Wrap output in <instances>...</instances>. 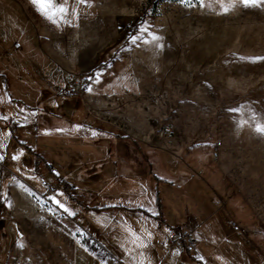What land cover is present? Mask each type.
I'll use <instances>...</instances> for the list:
<instances>
[{"label": "rangeland", "instance_id": "rangeland-1", "mask_svg": "<svg viewBox=\"0 0 264 264\" xmlns=\"http://www.w3.org/2000/svg\"><path fill=\"white\" fill-rule=\"evenodd\" d=\"M148 2L0 0V264H264V0Z\"/></svg>", "mask_w": 264, "mask_h": 264}, {"label": "crops", "instance_id": "crops-1", "mask_svg": "<svg viewBox=\"0 0 264 264\" xmlns=\"http://www.w3.org/2000/svg\"><path fill=\"white\" fill-rule=\"evenodd\" d=\"M48 43V42H47ZM52 44H50V42L47 44V53L50 55V57H52L59 65H60V70L62 71V74L63 76L65 75H72L73 76V81H66L67 83V87L68 88H72L73 90L74 89V86H77L75 83H76V78H77V75L78 74H86L90 71L91 67H92V64L94 62V60L96 59V55L95 54H90V55H84L83 58L81 57V55H79V58H81V60H79V63L77 62V60H75V57H74V54L75 53H79L77 49L75 50H69L67 52H64L63 49L62 50H55L51 48ZM15 50H18L17 48H14ZM89 56V57H88ZM3 75V73H1V76ZM87 78L88 77H85L84 80L87 82ZM2 79L0 80V112H3L5 110L4 106H3V102H4V99H5V94L7 93H10V88L9 87H6L7 91L5 90L4 91V88H3V85H2ZM72 83V84H70ZM86 85V83L84 82V84L81 86V88ZM81 91V90H80ZM79 91V92H80ZM6 92V93H5ZM84 95H85V92L83 91ZM77 93L75 92V95ZM11 95V94H10ZM94 96H97V95H85L84 97H86L87 99H93ZM13 100H12V99ZM10 98V101H17V100H24V98L21 96L19 98H16L14 99L13 96ZM22 99V100H21ZM84 103H85V107L86 109L88 110L87 108V104H86V100H84V98L82 97ZM89 111V110H88ZM90 112V111H89ZM94 115V114H93ZM95 118H98L99 120L103 121L102 119H100V117L96 116L95 115ZM124 133L126 136H128V139H126L127 141H130L132 142V140H135V137L136 136H145L147 139L151 138L156 132H122ZM120 139L117 137V140ZM158 144H157V147H162V148H165L166 150H175L174 148L175 147H180V148H184L186 147L188 144H190L189 141L185 140L182 144H176V145H169L166 143V141L163 139V138H158ZM157 147H153V148H157ZM147 156L144 158L146 159ZM143 165V168L146 169V162L142 161V162H139ZM138 163V167H139V164ZM130 165L132 166H135L136 163L132 162L130 163ZM158 179V178H157ZM160 180V179H158ZM165 182V181H164ZM150 187H153L152 184H149ZM161 210H163V207L161 208ZM146 212V211H144ZM141 213V211L139 212ZM156 223V221H155ZM161 223L163 224H166V226H168L169 228H171L167 221L165 220V216L162 214L161 215ZM172 230V229H171ZM192 242L193 244H195L196 242L194 241V239L192 238Z\"/></svg>", "mask_w": 264, "mask_h": 264}, {"label": "built area", "instance_id": "built-area-1", "mask_svg": "<svg viewBox=\"0 0 264 264\" xmlns=\"http://www.w3.org/2000/svg\"><path fill=\"white\" fill-rule=\"evenodd\" d=\"M15 47L18 48L17 46H15ZM84 82H85L84 78L81 76H78L76 78L75 84L78 87H81L84 84ZM67 94H68V96H72L73 94H75V91L72 88H69ZM168 240H169V243L171 244L172 247H176V246L183 244V245H185V248L188 252L195 250V246L192 242V237H191L190 233H188L186 231H182L180 229L179 230H170Z\"/></svg>", "mask_w": 264, "mask_h": 264}, {"label": "trees", "instance_id": "trees-1", "mask_svg": "<svg viewBox=\"0 0 264 264\" xmlns=\"http://www.w3.org/2000/svg\"><path fill=\"white\" fill-rule=\"evenodd\" d=\"M166 0H149L148 2V10H154L155 7L157 5H159L160 3L164 2ZM128 37L124 35V33H122L117 39L116 41L112 44V46H110L108 49H106V51L104 53H102V55H100L92 64V67L90 69V74L92 72H94L97 68H99V66L103 65L100 60L103 58V56L108 53L109 51L116 49L117 52H119L121 50L122 47H124L127 43ZM17 103H21L20 100L15 101ZM120 132V131H118ZM121 133V134H120ZM118 134H116V137L118 138H122V139H128V136H126L124 133L120 132ZM133 141V140H132ZM90 251H93V249H91Z\"/></svg>", "mask_w": 264, "mask_h": 264}, {"label": "snow or ice", "instance_id": "snow-or-ice-1", "mask_svg": "<svg viewBox=\"0 0 264 264\" xmlns=\"http://www.w3.org/2000/svg\"><path fill=\"white\" fill-rule=\"evenodd\" d=\"M34 3H37L40 5L41 9L45 12H50L51 9L53 8V3L52 0H33ZM243 3L245 5H255L257 3V0H243ZM59 12H64L65 9L63 7L58 8ZM258 131L264 132V128L258 129Z\"/></svg>", "mask_w": 264, "mask_h": 264}]
</instances>
